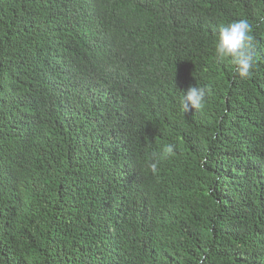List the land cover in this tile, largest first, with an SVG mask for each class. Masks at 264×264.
I'll use <instances>...</instances> for the list:
<instances>
[{
	"label": "trees",
	"instance_id": "obj_1",
	"mask_svg": "<svg viewBox=\"0 0 264 264\" xmlns=\"http://www.w3.org/2000/svg\"><path fill=\"white\" fill-rule=\"evenodd\" d=\"M0 264H264V0H0Z\"/></svg>",
	"mask_w": 264,
	"mask_h": 264
},
{
	"label": "clouds",
	"instance_id": "obj_2",
	"mask_svg": "<svg viewBox=\"0 0 264 264\" xmlns=\"http://www.w3.org/2000/svg\"><path fill=\"white\" fill-rule=\"evenodd\" d=\"M256 44L253 27L247 19H240L221 25L215 34L214 58L219 62L229 61L234 66V75L241 79L248 78L256 59ZM210 85L189 87L180 101L184 112L190 109L200 111L205 107ZM175 146L168 144L162 154L152 153L148 167L157 171L161 159L174 154Z\"/></svg>",
	"mask_w": 264,
	"mask_h": 264
}]
</instances>
